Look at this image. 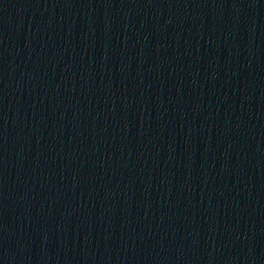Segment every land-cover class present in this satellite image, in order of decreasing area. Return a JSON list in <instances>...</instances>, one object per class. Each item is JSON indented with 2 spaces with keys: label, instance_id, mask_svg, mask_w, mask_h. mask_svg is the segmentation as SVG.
Instances as JSON below:
<instances>
[{
  "label": "water",
  "instance_id": "water-1",
  "mask_svg": "<svg viewBox=\"0 0 264 264\" xmlns=\"http://www.w3.org/2000/svg\"><path fill=\"white\" fill-rule=\"evenodd\" d=\"M0 264H264V0H0Z\"/></svg>",
  "mask_w": 264,
  "mask_h": 264
}]
</instances>
